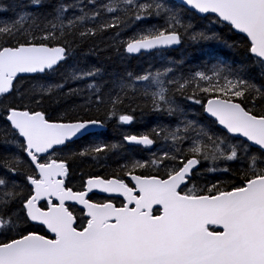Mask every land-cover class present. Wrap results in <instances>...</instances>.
Wrapping results in <instances>:
<instances>
[{
    "label": "snow or ice",
    "instance_id": "obj_1",
    "mask_svg": "<svg viewBox=\"0 0 264 264\" xmlns=\"http://www.w3.org/2000/svg\"><path fill=\"white\" fill-rule=\"evenodd\" d=\"M41 7L0 4L14 13L0 19V145L13 149L0 154V264H264V0ZM97 37L160 67L108 85L98 67L62 71ZM209 42L237 58L185 68L166 54ZM77 95L79 111L45 108ZM137 108L160 119L116 143L72 147L109 121L132 125ZM109 153L123 163L73 183L71 161Z\"/></svg>",
    "mask_w": 264,
    "mask_h": 264
},
{
    "label": "trees",
    "instance_id": "obj_2",
    "mask_svg": "<svg viewBox=\"0 0 264 264\" xmlns=\"http://www.w3.org/2000/svg\"><path fill=\"white\" fill-rule=\"evenodd\" d=\"M10 0H0V4L7 5ZM15 2L23 8L28 5L29 0H15ZM173 2L178 3L173 0ZM58 3V0H43V7L38 9L39 12H49ZM28 11H37L34 8H27ZM14 16V13L0 11V19H9ZM156 23V21H153ZM162 23V21H160ZM205 24L207 22H204ZM225 38L231 36V33L224 31ZM168 57L179 60L183 58L185 60V68L190 66L200 65L204 62H215L217 58L231 61L236 59V54L232 50L224 47L222 44L216 42L201 43V44H188L179 46L177 49L168 50L166 53ZM149 65L160 67V62L155 55H129L121 52L117 54L113 49L108 47L107 37L101 39L97 37L95 42L88 41L81 45L77 51L75 58L70 60L68 65L65 66L62 71H71L74 66L81 68L98 67L101 69L102 75L97 78L98 82L108 85L110 81L118 76H123L127 72L140 73L147 69ZM54 79H59L56 76ZM86 82H78L72 84V87L83 88ZM84 93L83 95H86ZM82 95L72 97H52L45 102V108L54 117L59 116L64 111H71L76 109L79 111L77 106L83 103ZM136 103H142L137 101ZM136 105L133 104V107ZM198 106H193L191 111L195 112ZM136 120L132 125H119L116 121H109L104 129L96 131L99 133L97 137H89L86 141H78L73 148L82 150L92 139H99L110 143H116L121 141L122 136L127 133H138L147 130L152 127L160 119L156 114L152 113L148 109L141 111L137 108L134 113ZM167 118H165V121ZM2 123V120H0ZM133 150L137 157L146 155V152H141L139 148L134 146L125 145V150ZM10 147L5 149L3 145H0V154L5 151H12ZM120 163H123L119 157L108 154V158L97 164L91 157L77 158L71 161L72 164V180L73 183L79 185L81 176L86 179L90 174L106 175L111 173ZM207 179H211V174H208ZM99 198V197H98Z\"/></svg>",
    "mask_w": 264,
    "mask_h": 264
},
{
    "label": "water",
    "instance_id": "obj_3",
    "mask_svg": "<svg viewBox=\"0 0 264 264\" xmlns=\"http://www.w3.org/2000/svg\"><path fill=\"white\" fill-rule=\"evenodd\" d=\"M174 1L178 2V0H174ZM178 47H179V46H178ZM178 47H177V48H178ZM177 48H175V49H177ZM129 55H134V56H137V54H129ZM103 129H104V128H103ZM100 130H102V129H96V130H93V131H95V132H96V131H100Z\"/></svg>",
    "mask_w": 264,
    "mask_h": 264
},
{
    "label": "rangeland",
    "instance_id": "obj_4",
    "mask_svg": "<svg viewBox=\"0 0 264 264\" xmlns=\"http://www.w3.org/2000/svg\"><path fill=\"white\" fill-rule=\"evenodd\" d=\"M98 197H99V195L95 196L94 199H95V198H98Z\"/></svg>",
    "mask_w": 264,
    "mask_h": 264
}]
</instances>
